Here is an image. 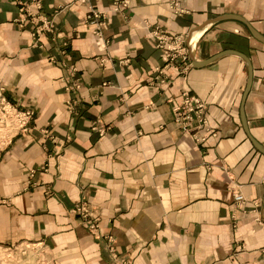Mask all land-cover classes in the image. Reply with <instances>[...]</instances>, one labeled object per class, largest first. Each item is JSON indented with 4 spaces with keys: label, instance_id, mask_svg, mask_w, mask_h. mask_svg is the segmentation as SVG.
<instances>
[{
    "label": "crops",
    "instance_id": "0c3cea01",
    "mask_svg": "<svg viewBox=\"0 0 264 264\" xmlns=\"http://www.w3.org/2000/svg\"><path fill=\"white\" fill-rule=\"evenodd\" d=\"M120 1L0 0V86L35 112L0 152V245H44L49 264H264V43L246 25L264 37V0ZM155 25L185 36L184 77L158 73ZM183 88L215 128L199 145L173 121Z\"/></svg>",
    "mask_w": 264,
    "mask_h": 264
},
{
    "label": "built area",
    "instance_id": "2783aa9c",
    "mask_svg": "<svg viewBox=\"0 0 264 264\" xmlns=\"http://www.w3.org/2000/svg\"><path fill=\"white\" fill-rule=\"evenodd\" d=\"M85 1V0H81ZM40 3V0H33ZM127 8L126 0L115 3V11H123ZM41 21L42 28L48 30L50 21L46 17L36 16ZM85 22L91 26L95 36L101 37L104 26L107 23V16L104 12L94 7H89L85 15ZM153 44L163 52L164 65L158 68L159 74L162 69L169 67L185 76L187 70L191 67L186 46V39L181 34H171L162 27L155 25L150 30ZM173 121L183 132L189 134L194 143L199 145L205 142L208 136L215 134V128L207 117L206 106L198 97L192 95L188 89H181L177 100L172 107ZM34 111L31 109H19L12 104L5 95V89L0 86V149L7 147L12 139L17 135H27L31 128V121ZM108 128H101L98 133L103 135ZM236 203L242 202L243 196L240 193L234 194ZM75 212L79 216L81 226L87 229L93 236H97L99 218L94 209L85 202H80ZM115 264H130L127 261Z\"/></svg>",
    "mask_w": 264,
    "mask_h": 264
},
{
    "label": "rangeland",
    "instance_id": "374dc122",
    "mask_svg": "<svg viewBox=\"0 0 264 264\" xmlns=\"http://www.w3.org/2000/svg\"><path fill=\"white\" fill-rule=\"evenodd\" d=\"M187 49H188V47H187ZM188 56H189V51H188ZM189 62L192 66L190 57H189ZM5 95L7 97L6 92H5ZM7 99L9 100L8 97H7ZM11 103L14 104L15 106H17L19 109H31V110H33L32 108H23V107H20L13 102H11ZM34 115H35V112H34ZM34 115L32 117V121H31V128H32V122L34 120ZM31 128H30V130H31ZM20 135L15 136L12 139L11 143L13 142V140L15 138H17ZM7 147H4V148L2 147L0 149V152L5 150ZM46 254L47 253H46V250L44 248V245H40V244H16V245H8V246L7 245H5V246L0 245V264H49Z\"/></svg>",
    "mask_w": 264,
    "mask_h": 264
},
{
    "label": "water",
    "instance_id": "95a60500",
    "mask_svg": "<svg viewBox=\"0 0 264 264\" xmlns=\"http://www.w3.org/2000/svg\"><path fill=\"white\" fill-rule=\"evenodd\" d=\"M235 17V19H238V20H242L241 18H239V17H237V16H234ZM216 19V18H215ZM214 19V20H215ZM243 21V20H242ZM246 25H247V27H248V30H249V32L251 33V35L255 38V39H257L258 41H260V42H262V43H264V37L262 36V35H260L252 26H250L248 23H246ZM190 48H191V46H189ZM191 55V57H190V59H192L193 60V55H192V53L190 54ZM208 61H206V62H201V63H195L194 62V65H196V66H198V65H204V64H206ZM247 63H248V61H247ZM249 64V63H248ZM249 69H250V67H249ZM249 82H250V80H249Z\"/></svg>",
    "mask_w": 264,
    "mask_h": 264
}]
</instances>
